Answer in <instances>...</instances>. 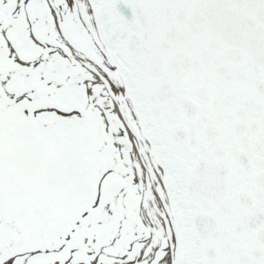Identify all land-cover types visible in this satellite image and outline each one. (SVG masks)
<instances>
[{
  "label": "snow or ice",
  "instance_id": "1",
  "mask_svg": "<svg viewBox=\"0 0 264 264\" xmlns=\"http://www.w3.org/2000/svg\"><path fill=\"white\" fill-rule=\"evenodd\" d=\"M0 264H264V0H0Z\"/></svg>",
  "mask_w": 264,
  "mask_h": 264
}]
</instances>
